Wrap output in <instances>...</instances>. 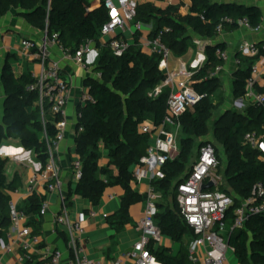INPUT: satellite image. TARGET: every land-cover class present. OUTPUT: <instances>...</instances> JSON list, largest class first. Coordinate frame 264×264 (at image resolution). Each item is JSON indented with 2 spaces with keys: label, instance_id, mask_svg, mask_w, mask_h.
<instances>
[{
  "label": "trees",
  "instance_id": "16d2710c",
  "mask_svg": "<svg viewBox=\"0 0 264 264\" xmlns=\"http://www.w3.org/2000/svg\"><path fill=\"white\" fill-rule=\"evenodd\" d=\"M165 1L148 0L141 4L136 22L152 25L151 39L170 28L171 32L163 35V42L176 58L184 57L193 47L194 35L206 41L218 37L216 30L220 24L225 32H232L240 28L237 21L243 18H247L255 28L263 22L258 8L233 2L213 4L209 0H191L190 11L183 16L180 5L158 8L154 4ZM12 9H21L31 26L46 32L49 39L57 36L56 42L72 54L87 42H93L100 50L95 74L101 77L85 81V87L94 101L78 109L75 146L82 162L83 178L70 190L69 198L81 197L96 207L109 188L122 187L124 195L121 197L120 211L107 217L110 227L120 233L131 222V208L146 202V196L140 195L131 186L134 181L132 168L147 155L150 142V135L141 133L139 127L147 121L158 126L167 115L170 90L165 89L160 96L151 97L154 89L166 79L159 70V59L144 51L140 43L141 32L135 33L134 43L121 57L114 56L107 46L102 45L101 30L110 20V13L102 2L0 0V21ZM226 19L232 20V23L226 22ZM218 49L226 50V45L219 43L206 49L207 61L192 79L193 90L203 99L180 117L181 131L185 137L180 142L178 155L163 167L164 179L153 182L155 190L161 194L155 224L164 238L180 247L174 255L170 248L152 246L151 252L162 264H191L189 250L196 236L180 217L178 203L177 210H174L162 200L173 191L177 201V188L191 172L182 176L196 147V139L210 132L215 109L212 97L222 86L220 77L224 72L216 77L212 74L225 64L216 57ZM253 64L254 59L242 58L233 83L236 99L245 96L246 82ZM32 82L31 74L16 76L9 65L4 67L1 83L5 102L2 106L0 148L5 141H18V147L33 152L37 163L44 168L48 159L47 139L55 140L59 117L52 115L50 107L46 106L43 120L37 105L38 96L26 89ZM259 92L264 93V87ZM248 133H256L264 139V107L251 105L243 114L222 116L213 126V136L223 146L227 158L224 176L229 188L222 187V191L235 201L228 212L230 219L242 202L253 196L256 187L264 185V152L245 144L244 138ZM102 149L111 160L106 167L100 166ZM217 158L220 171L222 161L218 149ZM7 163L8 159L0 155V239L11 225V194L22 188V179L18 174L11 181L8 180ZM46 201V195L33 192L24 206L19 207L29 217L28 225L39 237H42L40 211ZM186 239L189 244H185ZM228 243L240 264H264V214L252 216L242 230L233 232ZM24 264L42 262L31 257Z\"/></svg>",
  "mask_w": 264,
  "mask_h": 264
},
{
  "label": "built area",
  "instance_id": "2783aa9c",
  "mask_svg": "<svg viewBox=\"0 0 264 264\" xmlns=\"http://www.w3.org/2000/svg\"><path fill=\"white\" fill-rule=\"evenodd\" d=\"M96 1L102 2L110 13V20L101 30V41L107 40L102 45L107 46L114 56L121 57L128 52L132 45L129 38L136 32H142L145 27L152 30V25L147 26L142 22H136L137 10L142 0ZM233 1L223 0L224 3ZM165 3L167 7L180 5V12H185V15H188L190 11L191 4L186 0H166ZM225 21L232 23V20L229 19ZM237 23L240 28L248 31L254 33L261 31V26L252 27L247 18L240 19ZM216 31L218 36L225 32L221 24L217 26ZM170 32L171 29L166 28L153 39H140L141 46L148 50L150 55L159 59V70L166 76V79L154 89L151 97L160 96L165 89L170 90V95L167 102V115L163 123L155 126L152 122L147 121L139 127L141 133L150 135L147 155L134 165L132 170L134 183L149 182L148 190L145 193V209L137 224V229L141 234L140 239L110 264H162L151 252L152 246L159 248L165 241L154 221L161 194L155 190L153 182L164 179L163 167L173 161L174 156L178 154L176 133L181 129L180 117L203 99L193 90L192 79L195 72L207 61V56L202 50V53L189 67L184 65L173 69L171 64L173 54L163 42V35ZM56 40L57 36L49 39L45 32V38L40 44L32 40L21 42V55H35L41 66L39 73L31 74L33 82L27 86V91L38 96L37 105L41 109L44 121L46 106L50 107L52 115L59 117V121L56 123L55 140L47 139L48 159L45 167L34 173L29 181V187L33 193L36 192L35 188L42 185L46 194H56L61 197V213L56 218V224L63 227L68 234L73 255L71 264H104L101 261L92 260L86 252V231L84 228L86 216L80 214L73 219L68 205L64 202L57 151L59 145L66 139L69 126L67 106L70 102L71 83L59 63L52 61L49 51L50 44L56 45L61 50L65 61L73 62L84 70H88L90 68L88 60L95 53L96 47L93 42H87L75 54H72L70 50L59 45ZM197 44L198 46L205 45L202 42H197ZM237 53L240 56H234V63L238 68L242 65V58L247 57L256 61L247 79L243 100L246 99L252 105L264 107V93L257 89L264 76V45L242 42ZM216 57L226 63L231 55L226 50L218 49ZM224 66L225 64L219 66L212 76L216 77L223 73ZM93 101L87 90L81 96L80 107ZM244 141L250 148L264 152V139L256 133H248ZM219 167L216 146L207 142L199 149L198 157L191 168L189 177L179 184L176 191L180 217L196 236L189 250L191 264H229L227 253L230 250L235 252L228 243L233 232L242 230L252 216L264 214V185L259 184L253 196L242 202L231 219L228 217V212L234 207L235 201L233 197L222 191L223 184L222 177L219 175ZM73 170V179L76 185L83 178L82 162L79 156L73 162ZM209 184H213V187L205 189V186ZM48 209L49 203L46 201L40 211V216H45ZM89 216L94 217L95 213L91 211ZM10 220L11 225L7 232L8 243L2 244V248L5 254L16 255V264H24L31 259L35 252L43 253L42 255L47 261L46 264L62 263L63 253L43 247L41 237L35 235L33 229L28 225L29 217L12 202L10 204ZM238 264L240 263L238 262Z\"/></svg>",
  "mask_w": 264,
  "mask_h": 264
},
{
  "label": "crops",
  "instance_id": "0c3cea01",
  "mask_svg": "<svg viewBox=\"0 0 264 264\" xmlns=\"http://www.w3.org/2000/svg\"><path fill=\"white\" fill-rule=\"evenodd\" d=\"M94 0H90L93 2ZM190 2L191 0H186ZM213 4L224 3L223 0H209ZM148 2V0H142L141 4ZM233 3L246 7H256L262 13L261 31L254 33L244 28L232 32H224L213 40H201V38L194 39L193 47L182 58H176L173 56L171 62L173 69H178L184 65L189 67L192 62L198 57L202 50L207 56L206 49L208 44L216 45L219 43L226 45V51L231 55L228 62L225 63V70L220 77L221 82L224 84H232L235 80V76L239 68L234 63V56H238L237 50L242 42H253L258 45H264V0H234ZM140 4V5H141ZM158 8H166L165 2L154 3ZM181 13V12H180ZM181 15L185 16V12ZM148 26V25H147ZM151 29L145 27L141 32V38H150ZM195 37V36H194ZM45 38V33L34 28L29 24L27 19L23 16L21 9H12L1 21H0V96L1 105L5 102L4 89L1 83V77L4 67L9 65L13 74L21 76L25 73H39L41 66L35 55H21V42L23 40H32L40 44ZM130 41L134 43V36H131ZM107 40H102L101 43H106ZM197 42H202L206 46H198ZM145 52L149 54V51L143 48ZM49 51L52 55V61L59 63L65 76L69 79L70 85V102L67 106L68 115V129L66 139L59 145L57 151V159L61 169L62 180V192L64 194V202L68 205L71 217L75 219L77 215L84 214L86 221L84 223L85 234V249L88 256L94 261H101L104 264H110L114 259L121 256V254L129 250L140 239V232L137 229V224L145 209V203H139L131 208V222L120 233H117L110 227L107 222V217L114 215L120 211L121 197L124 195V191L120 186H114L109 188L103 196L100 204L93 207L91 202L81 197L69 198L71 189L75 188L74 184V170L73 162L78 156L76 153L75 138L77 135L78 126V109L80 107L81 96L87 88L85 87V81L88 78H97L99 74H95V63L98 59L100 50L95 49V53L89 58L88 63L90 68L84 70L77 64L69 61H65L61 50L58 46L50 44ZM256 61L254 60V64ZM244 66V65H243ZM242 66V67H243ZM257 89L264 87V76L258 84ZM234 92V91H233ZM238 107L242 108L245 112L252 105L246 99H238ZM18 141L9 140L0 148V155L3 158L8 159L6 166V176L11 181L16 174L22 179V188L16 193L11 194V202L19 207H23L28 197L32 194L29 187V181L31 177L40 168V164L36 161V156L33 152H28L23 148L18 147ZM103 155L100 162L101 167H106L111 162L108 153L102 149ZM134 167V166H133ZM114 169V167H111ZM133 170V168H132ZM133 190L140 195L145 196L149 187L148 181L141 183H132ZM37 193L46 195L47 202L49 203V209L45 216L41 219L42 241L44 247H47L53 251H61L63 253V259L61 264H71L73 261L72 250L69 245V237L66 230L56 224V218L60 215L62 200L56 194H46L42 185L35 188ZM95 213L94 217L89 216L90 212ZM8 232V231H7ZM7 232H4L3 237L0 239V258L1 264H16L15 254H5L3 252L2 244H7ZM161 247L170 248L174 255L179 251L178 245H172L170 240L165 238L164 244ZM160 248V247H159ZM19 251L17 252V254ZM235 255V252L232 251ZM42 252H35L32 257H35L37 261L46 264V259L43 257Z\"/></svg>",
  "mask_w": 264,
  "mask_h": 264
},
{
  "label": "rangeland",
  "instance_id": "374dc122",
  "mask_svg": "<svg viewBox=\"0 0 264 264\" xmlns=\"http://www.w3.org/2000/svg\"><path fill=\"white\" fill-rule=\"evenodd\" d=\"M196 37L197 36H195L194 39ZM197 38H199V37H197ZM100 77L101 76L98 75L97 79H100ZM1 98L2 97L0 96V101H1ZM212 99L214 100L215 109H214V112H213V115H212V118L210 121V132L207 136L200 137V138L196 139V147L192 153V157L190 158V161L187 163L186 170L183 172L182 176H185L186 174H188L190 172L194 162L196 161V159L198 157L200 146L206 142H211L216 146V148L219 151V155H220L221 161H222L221 169L219 171V175L222 177L223 187L228 189L229 183L224 176L226 166H227V158L224 154L223 146L213 136V126H214V123L217 120H219L222 116L228 115L230 113L243 114V113H245V111L242 108L238 107V105H237L238 99H236L233 95V87H232L231 83H229V84L222 83L221 88L214 94ZM2 114H3V108H2V105L0 103V129H1V125H2ZM176 135H177V147L179 150L180 142L185 136L182 134L181 129L177 131ZM176 157L177 156H174V158H176ZM162 203H165L170 208L177 210V201H176V198L173 194V191H170L168 197L163 198ZM185 244H189V240L186 239ZM227 259H228L229 264H238V260L234 256V254L232 253L231 250L227 253Z\"/></svg>",
  "mask_w": 264,
  "mask_h": 264
},
{
  "label": "water",
  "instance_id": "95a60500",
  "mask_svg": "<svg viewBox=\"0 0 264 264\" xmlns=\"http://www.w3.org/2000/svg\"><path fill=\"white\" fill-rule=\"evenodd\" d=\"M213 187V184H209L208 186H205V189H211Z\"/></svg>",
  "mask_w": 264,
  "mask_h": 264
}]
</instances>
